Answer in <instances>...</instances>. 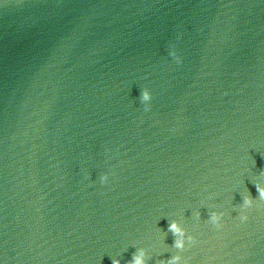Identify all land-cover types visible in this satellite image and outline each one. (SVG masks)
I'll return each mask as SVG.
<instances>
[{"label": "water", "instance_id": "1", "mask_svg": "<svg viewBox=\"0 0 264 264\" xmlns=\"http://www.w3.org/2000/svg\"><path fill=\"white\" fill-rule=\"evenodd\" d=\"M256 185L264 0H0V264H264Z\"/></svg>", "mask_w": 264, "mask_h": 264}, {"label": "clouds", "instance_id": "2", "mask_svg": "<svg viewBox=\"0 0 264 264\" xmlns=\"http://www.w3.org/2000/svg\"><path fill=\"white\" fill-rule=\"evenodd\" d=\"M175 55V53H173ZM142 102L147 104L151 101V94L145 90L142 92ZM104 180L107 179V177L103 178ZM256 188L259 192V197L264 200V187H261L260 185H256ZM244 204L246 206H250L252 204V200L250 198L244 199ZM219 220V217L213 213L211 215V221L213 223L217 222ZM175 237V243L174 247L178 250H183L185 246V232L181 228V226L177 222H171L168 229ZM191 239V238H189ZM112 264H120L119 259H113ZM131 264H146V252L143 249L137 250L136 254H134ZM168 264H181V257L180 256H174L172 259L168 261Z\"/></svg>", "mask_w": 264, "mask_h": 264}]
</instances>
